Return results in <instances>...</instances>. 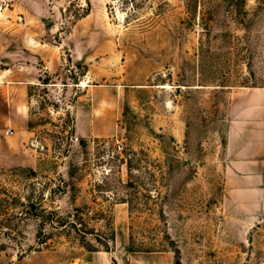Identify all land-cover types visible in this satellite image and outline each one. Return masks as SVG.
<instances>
[{"label":"rangeland","instance_id":"rangeland-1","mask_svg":"<svg viewBox=\"0 0 264 264\" xmlns=\"http://www.w3.org/2000/svg\"><path fill=\"white\" fill-rule=\"evenodd\" d=\"M242 85L264 0H0V264H264V216L226 199Z\"/></svg>","mask_w":264,"mask_h":264},{"label":"crops","instance_id":"crops-1","mask_svg":"<svg viewBox=\"0 0 264 264\" xmlns=\"http://www.w3.org/2000/svg\"><path fill=\"white\" fill-rule=\"evenodd\" d=\"M227 114L226 199L249 216H264V85L234 90Z\"/></svg>","mask_w":264,"mask_h":264},{"label":"trees","instance_id":"trees-1","mask_svg":"<svg viewBox=\"0 0 264 264\" xmlns=\"http://www.w3.org/2000/svg\"><path fill=\"white\" fill-rule=\"evenodd\" d=\"M143 1L144 0H138V1L137 0H130V3L133 4V2H134L136 5H138V4L142 3ZM42 82L47 83L48 81L46 80V78H43ZM28 93H30L29 90H28ZM32 211H33L34 216L38 220V227H37V231H36L37 242L40 244H47V240L49 238V233L44 231V227H45L47 220H49L50 218L53 219V217L50 215V214H52V211L46 212L45 210L39 209L36 206L32 207ZM80 219H81V216L78 215V213L76 214V211H75V213H72V218L70 220L68 218L67 220L59 221L56 226L60 227L59 231H61V232H64L63 230L67 226H68L67 230H71V227L72 228L76 227V221L80 220ZM55 220H59V219L56 218ZM68 223H70V224L68 225ZM82 234H85V233H82ZM94 234H95V236H97V237H94V239L99 238L97 233H94ZM112 236H113V232H112ZM84 240H85L84 235H81L80 241L83 243ZM83 245L86 246L90 250L97 249L89 241L86 244L84 243ZM174 254H175V258H176L175 263L180 264V260L178 258L179 252H178L177 247H175Z\"/></svg>","mask_w":264,"mask_h":264}]
</instances>
